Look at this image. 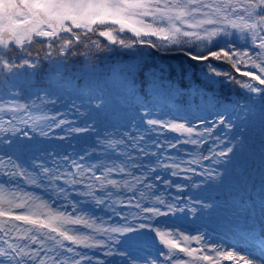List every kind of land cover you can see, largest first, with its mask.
<instances>
[{
  "label": "snow or ice",
  "instance_id": "6c2138e0",
  "mask_svg": "<svg viewBox=\"0 0 264 264\" xmlns=\"http://www.w3.org/2000/svg\"><path fill=\"white\" fill-rule=\"evenodd\" d=\"M128 33L131 36H128ZM90 34L104 37L107 43L92 40ZM36 40L46 41L48 48H52L56 41H59L58 54L65 53L80 44L90 50H93L94 46V50L99 52H112L114 50L112 46L123 49L147 46L160 51L162 55L170 54L175 48L190 60L205 63L207 67L205 75L209 80L213 77H225L229 83L246 90L247 94H255L248 96V102L241 111L245 113L244 119H247L248 113L252 110L249 103L255 104L258 97L260 115L264 118V87H261L264 86V78H262L264 77V0H0V74H4L7 79L10 76L20 75L21 69L37 68L38 64L32 60L21 59L32 55L29 47ZM213 48L217 50H212ZM13 49H16L17 56L9 59L7 53ZM211 60L230 63L237 73L250 79L245 81L236 79L231 73L218 70L210 62ZM55 63L59 67L61 62L55 61ZM241 66L252 70L241 72ZM181 72L190 93L193 82L188 79L186 69L177 67L176 79L169 83L174 86L179 85ZM142 75L140 72L133 74L129 70L123 80L118 82L119 86L125 88L130 96L135 97L137 91L144 92L146 77L140 79V88L136 87L137 77ZM156 79H160L161 86H164L167 77L158 78L154 74L153 84ZM105 87L108 85L105 84ZM140 107L145 109V114L150 115L147 111L148 104L141 103ZM39 110L40 106L35 102L19 103L15 100L5 102L0 105V112L9 115L7 121L9 127L0 125V132H10L14 136L18 132H23L24 137L27 138L28 132L18 129L17 121L24 125H28L31 121L32 130H36L41 123L49 119L56 127L66 123L64 120L57 123L56 117L32 115L33 111ZM223 111L228 110L223 109ZM217 115L218 121L211 122V126H207L204 120L200 121L205 125L202 131L185 122L148 119L146 125L151 126L152 129L168 130L186 136L187 139L181 141L179 137H174L176 143L169 141L166 144L154 141L151 146L158 151L145 152V156H154L152 164L165 168L171 176L188 172L193 176L204 177L208 181L219 180L223 183L227 170L221 173L203 167L201 161H211L220 165L221 159L228 158L229 154L232 156L243 154L248 147L244 139H238V143L234 146H228L224 139L219 135L216 136L213 144L224 145V150L216 152L214 147H210L208 151L212 153L211 156L195 153L190 160H179L171 155H162L169 148L176 149L180 143L190 144L193 149L205 144V138L212 136L217 124L226 125L227 129L233 127L229 117L220 113ZM236 118L240 119L239 116ZM261 124L259 232L256 231L255 224H247V219L243 226L237 224L240 231L238 234L234 233L228 250L224 249L223 243L212 244L206 239V235H186L180 230L164 231L146 224H140L137 228L128 226L129 216L135 220L147 213L151 214L147 218L152 219L177 211L173 203L166 204L164 198L155 194L154 189L157 188L155 182H162L165 187L172 184L171 181L156 174L157 167L139 164L133 165L131 171L126 172L127 162L122 166L113 165L112 168L106 169L103 176L94 177L100 182L99 189L94 188L93 185L86 186L87 191L83 194L86 197H93L96 205L108 204V200L104 199L105 196L111 198L130 193L119 201V211L116 200H113L111 206L112 213H115L118 220L123 223L110 221L109 226L105 227L104 222L95 217L94 213L82 208L80 201L73 200L72 204L62 203L60 198L63 200L69 198L64 195L66 191L80 186L81 180L76 179L77 173L61 172L58 167L49 168L43 163L35 164L19 154L18 150L11 155L8 153L0 155V166L7 169L0 173L4 177L3 181H0V233H3L0 235V242L6 245L0 247V258H3L0 259V264H92V258L82 250L95 254V251L105 249L104 256L119 254L126 264H140V261H143V264H164L165 261H170L171 264H221L222 260L231 261L232 264H264V119ZM246 128L245 125L244 130ZM86 130L75 129L77 132ZM244 130L240 133L241 137ZM40 134L47 135L42 128ZM145 138L146 134L143 133L138 136L121 133L119 140H109L107 137L105 140L107 146L112 149L130 144L133 145L132 152H144V149L138 148L137 145ZM99 143L100 147L105 146V141ZM163 161H171V163ZM224 162L231 163L232 160L229 158ZM65 163H69L68 159H65ZM71 164L83 178V166L75 161H71ZM182 164L188 166L181 167ZM191 165H200L201 171L197 173ZM88 171L92 172L93 166H89ZM113 171L122 177L132 176V179H123L122 182L108 179V175ZM135 172H140V175H133ZM64 177L67 178L63 179L61 184V179ZM45 178L47 185L54 187L42 188ZM190 178L184 177V179ZM24 183L29 188L41 189L42 194H33L24 189ZM6 185H14L16 190ZM175 187L177 191H182L181 185L177 184ZM147 202L165 205L168 211L162 212L157 206H145ZM213 207L214 205L209 204L202 206L204 209ZM256 207L257 202L253 200V212ZM179 210L185 211L183 208ZM191 211L195 212V208ZM144 228L154 231L159 243L163 245L165 251L157 249L158 257L162 260L152 257L151 254L138 255L141 250L136 247L134 237L139 229ZM164 228L170 229V226L165 224ZM97 235L106 238L98 239ZM193 243L201 247H192ZM117 248L123 250L117 253ZM240 248L244 249V254H240ZM208 252L214 253V256L206 254ZM96 264H105V261L97 257Z\"/></svg>",
  "mask_w": 264,
  "mask_h": 264
},
{
  "label": "trees",
  "instance_id": "16d2710c",
  "mask_svg": "<svg viewBox=\"0 0 264 264\" xmlns=\"http://www.w3.org/2000/svg\"><path fill=\"white\" fill-rule=\"evenodd\" d=\"M121 35L124 36V34ZM127 35L131 36L130 33ZM59 43V41H56L52 48H48L46 41L36 40L29 47L32 54L30 60L31 58L34 61L37 60L35 63L38 64L39 68L37 69L36 79L38 78L39 85H45L47 82L40 74H45L48 71L47 64L49 60L48 57H45L46 53L50 52L51 60L53 58L63 59L61 61L64 64L63 67H54L52 70L54 72L53 78L57 76L62 82H66L63 79L70 78V83H73V87L69 88L72 91L71 95L73 97H85V99H78L76 102L77 108L84 107L85 113L76 116L73 120L75 128L71 129L74 132H77L75 129H87L80 132H96L97 134H101L100 132H125L128 129L130 132L138 134L149 132V128L143 122L140 113V111H145L144 108L140 107L141 103L149 105L147 111H153L152 113L156 114L155 118L171 122H185L190 126H195L199 131H202L205 126L200 123L201 120L207 122V126H211V122L219 119L217 113L229 117L233 124L231 129H227L226 125L217 124L212 136L208 137V143L199 145L195 149L186 146V143H180L177 145L175 152L181 160H190L195 153H200L201 156H211L212 153L208 151L210 147H214L216 152L224 150V145L217 146L213 144V140L218 135L225 140L228 146H234L238 143V139H244L248 147L243 154L238 156L229 154L228 158L221 159L220 165H216L211 161H201L203 167L212 168L221 173H224L226 169L227 174L224 175L223 183H220L219 180L208 181L201 176L199 178L206 185L223 192L229 208L235 209L237 202H240V210L236 211L235 218H233L234 222L242 223L247 219L248 223L249 217L253 216L256 230L259 231L258 194L261 183L260 152L262 150L259 133L262 127L261 121L264 119L260 115L259 98L256 97L257 102L255 104L249 103L252 110L248 113L247 119H244L245 113L241 111L245 103L248 102V96H255V94H247L246 90H242L234 83H229L225 77H216L214 82H209L201 78L202 74L200 72L198 77L195 78L194 74L188 70H186L188 79L193 82L191 92L189 93L187 90L183 72H181L179 85L174 86L169 81L176 79V68L180 67L181 62H184L187 66V61L190 60L175 48L171 50L170 54L162 55L160 51L147 46H136L133 49L112 46L114 49L112 52H99L94 50V46L93 50H90L81 44L82 48L77 49V51H73L72 47L65 53L58 54ZM102 43H107V41L103 40ZM7 55L9 59H14L17 56V51L12 50ZM210 62L218 70L227 71L236 79L241 81L250 79L243 77L241 73H237L230 63L215 60ZM119 63H123V65H121L119 71H116L114 66ZM195 63L202 68H206L205 63ZM129 70L133 74L137 72L143 74L137 77V89L140 88V79L146 77L144 92L137 91L135 97L130 96L126 89L120 87L118 83L123 80L124 75H127ZM246 70L252 69L241 66V72ZM154 74L158 78L167 77L164 80V86H161L160 79H156L155 84H153ZM259 74L257 72V75ZM51 80H53L52 76ZM105 84L108 87H105ZM256 84L258 85V82ZM197 89H199V92H197ZM88 101H91V104ZM92 104L94 109L88 113V105ZM118 105H121L122 108H118ZM223 109L228 111L224 112ZM237 116L240 119H237ZM245 125L247 126L246 130H244ZM159 130L163 133V136H166L169 132L164 129ZM242 130L244 132L241 137ZM157 133L160 134V132ZM103 137L105 139V136ZM107 139L113 140L111 137ZM179 139L184 141L187 137L180 136ZM229 158L232 162L225 163L224 161ZM191 167L195 168L197 173L201 171L200 165H191ZM189 175L192 176L191 179L193 180V175L191 173ZM253 200L257 202L255 212L252 211L251 207ZM243 225L242 223L241 226Z\"/></svg>",
  "mask_w": 264,
  "mask_h": 264
},
{
  "label": "rangeland",
  "instance_id": "374dc122",
  "mask_svg": "<svg viewBox=\"0 0 264 264\" xmlns=\"http://www.w3.org/2000/svg\"><path fill=\"white\" fill-rule=\"evenodd\" d=\"M91 35V34H90ZM91 38L93 40H99V41H103L106 40L104 37H99L97 35H91ZM82 48L81 44L78 46H74L73 47V51H77V49ZM16 50V49H13ZM212 50H217V48H213ZM30 51V49H29ZM15 52V51H14ZM62 54V53H60ZM45 57H48L49 63L47 64V69L48 71L45 74H40V76H43L42 78H44L46 80V84L45 85H39V81L37 77V72H38V66L35 69H30V68H26V69H21L20 70V75L18 76H10L7 79L5 78L4 74H0V105L5 104V102L7 101H17L19 103H33L35 102L36 105L40 106V110L39 111H33L32 115L36 116V117H47V118H51V117H56L57 119V123L60 120H64L66 123L64 125H62L61 127H56L55 125L51 124L50 119L44 121L43 123L40 124V127L37 128L36 130H32L31 129V121H29L28 125H24L22 123H19V121L16 122V127L18 129H23V131H27L28 132V137L25 138L23 135V132H18L15 136L12 133H5V132H0V155L6 153V150L4 149L3 146H8V145H14L15 150H18L19 148H28L30 146H39V144L45 145L46 142L45 141H49V140H55L56 138H58V136L56 134H60L63 135L62 132H72V134H75L77 132H74L71 128H75V122L73 121L76 116L85 113V109L84 107H78L76 106V102L78 101V99H85V97H73L71 95L72 91H70L69 88L73 87V83H70V78L67 79H63L66 80V82H62L61 79H58V77L56 76L55 78H53V69L54 67H57V64L55 63V61H62L63 59H57V58H53V60H51V54L50 52L46 53ZM22 59V58H21ZM30 59V57L28 58ZM32 61H34L33 58H31ZM188 60V59H187ZM18 61V60H17ZM37 61V60H35ZM34 61V62H35ZM64 64L60 63L59 64V68H62ZM122 64H117L115 67L116 71H119L120 67ZM180 68L185 69L186 70L192 72V74H194V77L197 78L198 77V73L200 72L201 78L202 79H206L209 82H214L216 80V77H213L212 80L208 79V76L205 75V73H207V67L206 68H202L199 64H196L193 61L188 60L187 61V66L184 62L180 63ZM71 69V68H69ZM258 72V70H257ZM70 73H74V72H70ZM259 73V72H258ZM51 76L52 79L51 80ZM68 80V81H67ZM39 86H42L41 88H39ZM37 96L39 97V99H37ZM73 100V101H72ZM89 104H91V101H88ZM118 108H122L121 105H118ZM93 104L92 105H88V113L93 110ZM54 110V111H53ZM82 110V111H81ZM53 111V112H52ZM150 113L149 114H145V111H140V113L142 114V118H143V122L146 124V121L148 119H158L155 118L156 114H153V111H148ZM87 113V114H88ZM144 115V116H143ZM96 117V115H95ZM9 115L0 112V125H2L3 127L7 128L9 127V124L7 123V121L9 120ZM178 122V121H176ZM181 122V121H179ZM68 125H70L68 127ZM29 126V127H26ZM190 126V125H189ZM77 127V126H76ZM43 129L44 132L47 133V135H41L40 134V129ZM149 128V132H161L159 130V128L157 129H152L151 126H148ZM61 131V132H58ZM199 131V130H198ZM125 132H130V130L128 129ZM120 132H111V136L112 137H116V135ZM124 133V132H122ZM66 134V133H64ZM115 140H118V138L116 137ZM102 141H104L102 139ZM71 149L74 150H64L61 153H58L57 150H51L50 151V159H53L54 162L56 161V166H52L50 165V168H54V167H61L62 164H65L67 166V169L69 167V163H71V161H75L77 163L80 164V161L83 160V155H77L78 153H80L82 150L78 149L77 147H72ZM72 153V154H70ZM151 153V152H149ZM105 155V151H101L100 153H97V156H95V158L97 159V157H104ZM133 156L135 157V163L134 165H139V164H143L144 162L142 161V153L137 151L134 152ZM148 156H152V155H148ZM147 156V158H148ZM36 157H39V154L37 153ZM154 157V156H153ZM15 158V157H14ZM65 159H68L69 163H65ZM85 159V158H84ZM52 163V162H50ZM113 165H117V164H113V162L109 163V166L107 168L104 169L103 173H101L99 176H103L105 174L106 169L108 168H112ZM75 167L74 165H72L71 167H69V172L68 173H75L72 168ZM62 169V168H60ZM59 169V171H60ZM74 169V168H73ZM132 168H130V170L125 169L126 172L131 171ZM63 170V169H62ZM7 171V169L3 168L2 166H0V173H3ZM133 175H140L138 172L133 173ZM80 176L76 175V179H79ZM118 178L120 180L123 181V179H128L131 180L132 176H120V174H118L116 171H113L111 174L108 175V179H115ZM162 177V176H161ZM67 177H64L61 179V184H63V179H66ZM4 177L2 175H0V181H3ZM97 187H99V181ZM161 183L159 188L154 189L155 194L156 195H160L162 198L165 199L166 204L167 203H171L168 202V198L165 197V192L163 193H159L157 191H162V190H166L167 187H165L163 185L162 182H158ZM26 183L23 184V188L27 189L28 191H31L33 194H42L41 189H37V188H29L27 185H25ZM80 186H83L82 183L80 184ZM6 187H9L12 190H16L14 185H6ZM54 187V185H47V178H45V182L44 185H42V188L47 189V188H51ZM66 187V186H65ZM96 187V189H97ZM171 188V190H174L173 186H168ZM79 188V186H78ZM81 189V188H80ZM58 191V189H57ZM84 191V190H82ZM76 193H79V195H77ZM130 194V193H129ZM67 197H69L67 200H63L62 198L61 201L64 204H72L73 200H78L80 201V205H82L83 201H86V203L90 204V208L99 210V209H105L104 213L102 214V221L104 222V226L107 227L109 226V222L110 221H116L118 223H123V221L118 220V217L115 213H112V202L113 199L109 198L106 196V198L104 197V199L108 200V204H106V206L104 205H96L94 203V198L90 199L86 196L83 197V195L81 194V191H79L77 188L76 189H69V191L67 192V195H65ZM154 199V198H152ZM173 204L177 207V213L179 214L178 216V220L183 221L181 223L186 224L187 223L189 225L196 224L200 221H204L207 219L204 218V212L202 211H197L195 210V212L191 211V209H193L190 206H186L183 205L181 203L173 202ZM188 204H190V202H188ZM145 206L148 207H152V206H157L158 204H153L151 202H147ZM117 207V211H119V207H118V203L116 205ZM161 211L162 212H167L168 209L167 207H163L162 205H160ZM185 209V211L181 212L179 209ZM68 211H71V209H68ZM87 212H90V210H86ZM134 211V210H132ZM121 215H123V213H121ZM151 214H147L145 213L143 216H141L138 219L133 220L131 218V216H129V222H128V226L133 227V228H137L138 225L140 224H146V225H151L153 228H160L161 230L164 231H168V230H179L178 228L174 227L173 225H171V220L169 218H174L172 217V213H169V215L167 216H161V217H154L152 219H148L147 217L150 216ZM176 219V218H175ZM185 222V223H184ZM191 222V223H190ZM21 223V222H18ZM167 224L170 226V229H166L164 228V225ZM199 225V224H198ZM217 229L220 230L221 233H223L224 235H226L225 237L228 238V240L230 238H233L234 235L228 232V229H220L218 227H216ZM183 231V230H180ZM186 231V230H185ZM183 231V232H185ZM186 235H190V233L188 234L187 232H185ZM15 234H13L14 237ZM127 235H133V234H127ZM193 235H204V232L202 233H194ZM98 239L101 238H106L104 236L101 235H97ZM208 237H206L207 239ZM122 239V238H121ZM135 239V244H139L141 246V251H139L138 255L140 256H144L146 254H151L152 257H157L158 259H161L160 257H158L157 254V249H160L161 251H165V249L163 248V245H161L159 243V238L156 237L155 232L154 231H150L149 228H144V229H139L138 234L135 235L134 237ZM215 239V238H214ZM209 240L212 244H224V249L228 250L230 247V241L229 243L225 244L224 242H219V241H215L212 239H207ZM231 240V239H230ZM2 243V242H1ZM23 243V242H22ZM192 247H201V245L195 244L193 243L191 245ZM3 247H6V245H4ZM106 250V249H105ZM105 250H100V251H95V254H93V252L86 250V254L88 256H90L92 258V264H96V260L97 257H99V259L105 261V264H126L125 261H123L122 257L119 254L113 255V256H104L103 255V251ZM122 248H117V253L119 251H122ZM233 251H235L233 249ZM85 252V251H84ZM240 254H244V249L240 248L239 249ZM208 255H213L214 253L208 252L206 253ZM71 255V254H68ZM3 259V258H0ZM140 264H143V261H140ZM164 264H171L170 261H165ZM221 264H232L231 261H227V260H222Z\"/></svg>",
  "mask_w": 264,
  "mask_h": 264
}]
</instances>
